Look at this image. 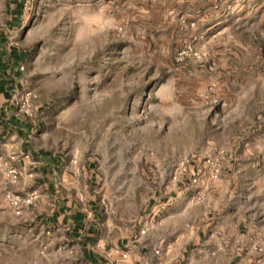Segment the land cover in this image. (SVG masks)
<instances>
[{"label": "rangeland", "instance_id": "rangeland-1", "mask_svg": "<svg viewBox=\"0 0 264 264\" xmlns=\"http://www.w3.org/2000/svg\"><path fill=\"white\" fill-rule=\"evenodd\" d=\"M21 1L17 10L0 0V79L13 80L6 118L24 140L91 165L92 196L124 235L154 194L204 176L209 158L221 173L241 169L244 189L264 195L263 1ZM14 50L28 58L12 62ZM28 92L31 118L20 112ZM19 182L0 170V264H80L31 207L12 213L6 194L22 193Z\"/></svg>", "mask_w": 264, "mask_h": 264}, {"label": "crops", "instance_id": "crops-1", "mask_svg": "<svg viewBox=\"0 0 264 264\" xmlns=\"http://www.w3.org/2000/svg\"><path fill=\"white\" fill-rule=\"evenodd\" d=\"M0 82V144L19 157L15 190L23 194L30 187L38 189L39 198L28 211L36 226L59 236L56 243L71 249L72 260L116 264L128 252L122 264H264V253L253 251L255 241L264 240V195L244 189L250 178L241 169L230 165L214 183L194 185L187 178L174 183L169 194H154L146 216L132 221L124 235L122 223L107 218L92 196L97 177L91 165L24 140L17 119L9 114L6 118L10 91L6 77ZM199 190L207 196L203 202L194 199Z\"/></svg>", "mask_w": 264, "mask_h": 264}, {"label": "built area", "instance_id": "built-area-1", "mask_svg": "<svg viewBox=\"0 0 264 264\" xmlns=\"http://www.w3.org/2000/svg\"><path fill=\"white\" fill-rule=\"evenodd\" d=\"M31 99H32V93L28 92L23 96L22 102L20 104V112L23 113L25 117H30V118L33 117ZM25 158H28V156H25ZM18 159L19 157L16 154L12 153L6 157L0 152V170L2 171L7 184L11 186L16 185L20 180V171L14 166V163ZM203 171H204L203 175L207 177L208 182L219 180L221 175L220 158L207 159L206 162L204 163ZM202 177L193 174L192 183L194 185H198L200 182H202L201 180ZM201 197H202V193L201 190H199L197 191L194 199L195 201H199L201 200ZM38 198H39L38 190H33L27 194H21L13 191H9L6 194V201L9 205V208L11 209L12 213L17 217H23L26 211L35 204ZM142 233H145V231H142ZM253 251L258 253H264L263 239L260 238L255 241L253 245ZM128 255H129L128 252L124 253L121 257V260L118 261L116 264L124 263L128 259L129 257Z\"/></svg>", "mask_w": 264, "mask_h": 264}, {"label": "trees", "instance_id": "trees-1", "mask_svg": "<svg viewBox=\"0 0 264 264\" xmlns=\"http://www.w3.org/2000/svg\"><path fill=\"white\" fill-rule=\"evenodd\" d=\"M17 1L20 2L17 5V10H22L23 7H24V2L21 1V0H17ZM5 40H6L5 36L0 34V45L3 42H5ZM10 56H11L12 62H14V63H22L28 58V52L27 51H21V50H14L10 54ZM7 82H9V81H6V85H7Z\"/></svg>", "mask_w": 264, "mask_h": 264}]
</instances>
